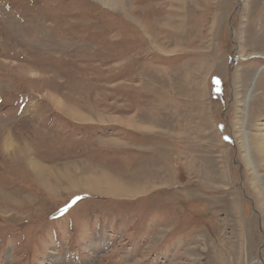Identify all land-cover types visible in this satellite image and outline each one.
<instances>
[{
  "label": "rangeland",
  "instance_id": "1",
  "mask_svg": "<svg viewBox=\"0 0 264 264\" xmlns=\"http://www.w3.org/2000/svg\"><path fill=\"white\" fill-rule=\"evenodd\" d=\"M103 1L0 0V264H264V0Z\"/></svg>",
  "mask_w": 264,
  "mask_h": 264
},
{
  "label": "bare ground",
  "instance_id": "2",
  "mask_svg": "<svg viewBox=\"0 0 264 264\" xmlns=\"http://www.w3.org/2000/svg\"><path fill=\"white\" fill-rule=\"evenodd\" d=\"M105 1H107V0H105ZM105 1H103L104 2V4H107V5H110L109 3H106ZM58 104H59V106H63L62 105V102L61 101H58ZM246 144H247V152H248V154H249V158H250V156L252 157V152H251V149L254 147L253 146V142L251 143L250 142V140H249V138L247 137L246 138ZM12 143H10V141H8L7 143H5V149L7 150V149H9V148H11L12 147ZM257 150V149H256ZM260 151V150H259ZM264 151V150H263ZM248 158V157H247ZM249 158H248V161H249ZM249 164H251V163H249ZM253 168V167H252ZM255 169V167L253 168V170ZM46 171L44 168H40L39 167V169H38V171ZM256 176L259 178V176L256 174Z\"/></svg>",
  "mask_w": 264,
  "mask_h": 264
}]
</instances>
